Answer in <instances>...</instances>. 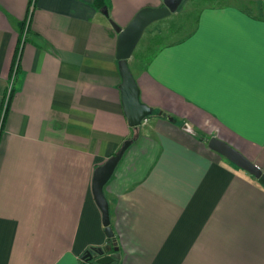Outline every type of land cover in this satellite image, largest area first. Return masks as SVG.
<instances>
[{
	"label": "crops",
	"instance_id": "crops-1",
	"mask_svg": "<svg viewBox=\"0 0 264 264\" xmlns=\"http://www.w3.org/2000/svg\"><path fill=\"white\" fill-rule=\"evenodd\" d=\"M206 1L180 39L128 62L152 110L135 130L112 25L162 0H0V109L21 45L0 131V264H82L106 246L92 176L133 138L104 187L112 264H264V186L207 146L264 172L263 0Z\"/></svg>",
	"mask_w": 264,
	"mask_h": 264
},
{
	"label": "water",
	"instance_id": "water-1",
	"mask_svg": "<svg viewBox=\"0 0 264 264\" xmlns=\"http://www.w3.org/2000/svg\"><path fill=\"white\" fill-rule=\"evenodd\" d=\"M183 1L162 0V5L159 8H147L138 12L125 28L120 29L112 25L118 33L116 59L118 60V70L121 77L119 90L121 92L123 113L128 125L135 130L143 124L144 120H147L152 114V110L139 101V88L128 67V60L131 58L146 28L176 13ZM183 130L189 133L192 132L188 125H184ZM133 141L134 138L124 141L118 152L108 158L101 166L97 167L92 176L93 197L101 211L102 223L109 239H114V233L110 224L109 204L104 196V187L113 175L123 154ZM207 146L211 151L228 160L236 168L245 171L260 185L264 186V172L247 160L240 152L216 138H211L207 142ZM117 251L116 242L112 246L107 243L106 246L100 249L87 251L83 257L84 259H92L94 253L98 256L95 261L96 264H112L115 260L119 259Z\"/></svg>",
	"mask_w": 264,
	"mask_h": 264
},
{
	"label": "rangeland",
	"instance_id": "rangeland-1",
	"mask_svg": "<svg viewBox=\"0 0 264 264\" xmlns=\"http://www.w3.org/2000/svg\"><path fill=\"white\" fill-rule=\"evenodd\" d=\"M207 4L210 5L206 0H184L177 10L179 12L178 14H173L148 26L135 49L137 50V52H143L144 54L147 48L153 50L154 48H156L155 46H158V44L166 45L180 39L186 32H188V30H190L189 28L191 27L193 22L192 16L196 12V10H199L203 6H207ZM260 4L264 7V0ZM253 9L256 10L255 5L253 6ZM179 14L181 16H178ZM187 15L189 16V18L184 20V16ZM27 18H30V16H28ZM181 20L184 21L183 24L185 28L183 29H181V27L177 28V26H179V21ZM130 59L128 60V62L130 61ZM136 63L141 64L139 61H136V58H134L133 56V61L130 62L131 67H133ZM3 105H5L4 102L2 103L1 111L3 109ZM149 119V124H151L154 118L150 117Z\"/></svg>",
	"mask_w": 264,
	"mask_h": 264
},
{
	"label": "trees",
	"instance_id": "trees-1",
	"mask_svg": "<svg viewBox=\"0 0 264 264\" xmlns=\"http://www.w3.org/2000/svg\"><path fill=\"white\" fill-rule=\"evenodd\" d=\"M223 3V2H222ZM222 3H220V5H222ZM93 4H94V6H95V8H97V9H101V8H103L105 5H104V2H103V0H93ZM226 4V3H225ZM219 5V6H220ZM222 6H224V5H222ZM27 20V19H26ZM26 22V21H25ZM23 26H25V23H23ZM29 34V32L26 30V33H25V35H24V37H23V40L25 41H27L28 39H29V37H30V34ZM155 39V38H154ZM20 48H21V45H20ZM20 48L18 49V52H17V55H16V57H15V60H14V62H13V66H12V68H11V75H10V79L12 78V75H14V78H16V76H17V74H18V66H19V63H18V60H19V51H20ZM151 51V50H150ZM133 56H134V58H136V59H140V60H144V61H148L149 59V57L151 56V54H149V51H147L146 53H144V54H140L139 52H137V50L135 49L134 50V52H133ZM6 92V91H5ZM14 93H15V87H13V89L11 90V94H10V96H9V102H8V105H9V103H10V101H11V98H12V96L14 95ZM4 98H5V95L3 96V99H2V103H3V101H4ZM1 107H2V105H1ZM3 111V121H2V125H1V128L3 127V124H4V122H5V119H6V116H7V113H8V106H7V108H6V110L4 109V110H2ZM1 109H0V115H1ZM114 242H116L115 241V238L114 239H109L108 240V244L109 245H113V243ZM91 251L92 250H96V249H90ZM89 250V251H90ZM93 257H92V259H89V258H86V259H84V257H83V260H82V264H96L95 263V261H96V259L98 258V256H96L94 253H93Z\"/></svg>",
	"mask_w": 264,
	"mask_h": 264
},
{
	"label": "built area",
	"instance_id": "built-area-1",
	"mask_svg": "<svg viewBox=\"0 0 264 264\" xmlns=\"http://www.w3.org/2000/svg\"><path fill=\"white\" fill-rule=\"evenodd\" d=\"M29 20H30V18H27L26 25H25V30L28 27ZM13 81H14V75H12V78L9 81V85L7 86V89H6V92H5L6 95H5V98H4V101H3L5 103V105H3V109L2 110H4V109L6 110V108L8 106L9 96L11 94V90L13 89ZM2 121H3V111L1 112V115H0V131H1ZM146 122H147V120H144L143 124H145Z\"/></svg>",
	"mask_w": 264,
	"mask_h": 264
},
{
	"label": "flooded vegetation",
	"instance_id": "flooded-vegetation-1",
	"mask_svg": "<svg viewBox=\"0 0 264 264\" xmlns=\"http://www.w3.org/2000/svg\"><path fill=\"white\" fill-rule=\"evenodd\" d=\"M253 178V177H252ZM112 252V251H111ZM117 253H118V251H117Z\"/></svg>",
	"mask_w": 264,
	"mask_h": 264
}]
</instances>
